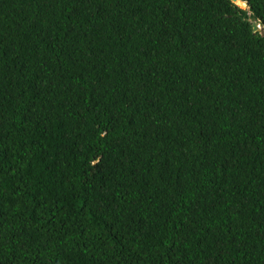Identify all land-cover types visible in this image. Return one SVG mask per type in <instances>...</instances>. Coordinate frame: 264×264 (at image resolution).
<instances>
[{
    "label": "trees",
    "instance_id": "trees-1",
    "mask_svg": "<svg viewBox=\"0 0 264 264\" xmlns=\"http://www.w3.org/2000/svg\"><path fill=\"white\" fill-rule=\"evenodd\" d=\"M240 1L0 0V264H264Z\"/></svg>",
    "mask_w": 264,
    "mask_h": 264
},
{
    "label": "water",
    "instance_id": "water-1",
    "mask_svg": "<svg viewBox=\"0 0 264 264\" xmlns=\"http://www.w3.org/2000/svg\"><path fill=\"white\" fill-rule=\"evenodd\" d=\"M231 1H233V2H235V0H231ZM257 27L255 26V24H252V29L254 30V29H256Z\"/></svg>",
    "mask_w": 264,
    "mask_h": 264
},
{
    "label": "rangeland",
    "instance_id": "rangeland-1",
    "mask_svg": "<svg viewBox=\"0 0 264 264\" xmlns=\"http://www.w3.org/2000/svg\"><path fill=\"white\" fill-rule=\"evenodd\" d=\"M238 4V3H237ZM238 5H240L241 7H245V4L244 3H240V4H238ZM259 28H260V26H259ZM258 28V29H259Z\"/></svg>",
    "mask_w": 264,
    "mask_h": 264
},
{
    "label": "clouds",
    "instance_id": "clouds-1",
    "mask_svg": "<svg viewBox=\"0 0 264 264\" xmlns=\"http://www.w3.org/2000/svg\"><path fill=\"white\" fill-rule=\"evenodd\" d=\"M244 4H245V2L244 1H242ZM236 3V2H235ZM255 26L257 27V28H259V25H257V24H255Z\"/></svg>",
    "mask_w": 264,
    "mask_h": 264
},
{
    "label": "bare ground",
    "instance_id": "bare-ground-1",
    "mask_svg": "<svg viewBox=\"0 0 264 264\" xmlns=\"http://www.w3.org/2000/svg\"><path fill=\"white\" fill-rule=\"evenodd\" d=\"M235 2L237 3V2H242V1H240V0H239V1H238V0H235Z\"/></svg>",
    "mask_w": 264,
    "mask_h": 264
}]
</instances>
